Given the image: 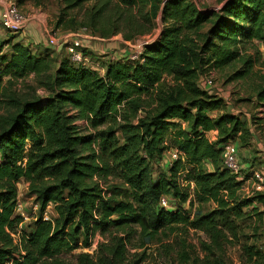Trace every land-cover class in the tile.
<instances>
[{"label": "trees", "instance_id": "16d2710c", "mask_svg": "<svg viewBox=\"0 0 264 264\" xmlns=\"http://www.w3.org/2000/svg\"><path fill=\"white\" fill-rule=\"evenodd\" d=\"M60 1L55 27L65 32L86 27L101 38L122 34L135 41L153 34L160 11L165 26L138 60L127 52L104 65L98 61L99 67L74 64L63 49L39 52L22 40H9L8 54L1 49L0 264H53L77 247L74 235L82 230L91 246L99 227L104 234L113 227L106 235L111 239L94 254L81 253L80 264H139L140 257L128 260L135 226L149 239L175 224L217 239L224 231L237 236L238 220L257 215L262 221L264 190L244 195V180L224 167L222 157L229 140L249 147L251 130L198 77L205 65L231 66L246 40L264 38V0H217L221 6L210 11L192 0ZM251 66L247 61L233 78H244ZM258 97L264 100V88ZM173 148L178 158L157 173ZM111 175L130 186L134 201L109 195ZM21 178L29 182L40 216L35 231L16 242L23 221L16 213ZM163 196L212 201L216 208L192 218L161 205ZM49 203L56 206L55 220H44Z\"/></svg>", "mask_w": 264, "mask_h": 264}, {"label": "rangeland", "instance_id": "374dc122", "mask_svg": "<svg viewBox=\"0 0 264 264\" xmlns=\"http://www.w3.org/2000/svg\"><path fill=\"white\" fill-rule=\"evenodd\" d=\"M8 1L16 2L22 12L30 17V25L41 23L42 28L43 26L55 27V22L62 8V1L60 0H0V7ZM157 1H162L161 5L165 2V0ZM192 1L201 10L210 11L221 6V3L217 0ZM159 14L160 16L155 19V28L152 36H146L150 39H155L163 30V26H165L161 11ZM4 30L6 36L2 38L3 40H0V51L2 49L5 55V53L8 54L13 51L12 46L8 45L7 42L24 31L17 33ZM42 34H45V30H43ZM112 39L115 47H107V50L105 48L97 49L100 54L87 50L91 56L95 55L97 59H92L94 65H91L95 66L98 61H100V65H104V62L112 57L127 55V52L133 50L137 40H124L122 34L115 35ZM247 61L252 63L248 74L244 78H233L235 71L246 68ZM200 73L198 77L200 86L207 87L206 89L210 87L211 91L219 95H225L230 103L229 105L227 102L229 105L227 110L240 116L246 127L252 129L251 139H249L250 145H248L250 147L240 148L238 143V157L242 167L246 166V168L242 169L243 174H249L248 178L254 181L255 184L253 186L255 190H258L256 188L258 183L253 178L252 171H261L264 174V100H260L258 97V92L264 88V38L262 40L252 39L243 42L240 45V56L231 66L218 70L205 65ZM206 79H212V86L206 85ZM39 93L43 96L46 94L42 90ZM169 139L170 137L167 138L168 141H170ZM173 149L175 150V148ZM173 149H170L160 164L156 165L157 173L168 171L170 164L173 163ZM107 182L109 195H113L115 200L134 201L133 191L130 186L125 184L119 177L111 175L108 177ZM246 182L244 187L248 188L245 189L243 187V193L251 196L254 191ZM184 184L187 185L188 183L185 181ZM17 185L16 213L22 217L23 221L18 227V232L13 236L16 242H19L20 236L23 234L29 235L35 231L40 211L35 195L30 192L27 179L21 178ZM109 185L110 187H108ZM260 185L261 189L259 190H263L264 185ZM193 186V183H191L190 191H193ZM169 199V210L178 211L183 209L188 211L192 218L196 212H208L216 208V204L212 201L201 203L193 200V204H190V202L182 203L179 199L172 200L170 196ZM134 203L139 206L138 201ZM255 205L258 206L257 203ZM247 210L249 211L250 209L247 208ZM43 216L44 220H55L58 217L54 203H49ZM114 218L117 219V216H114ZM237 225V236L230 233L228 235V232L224 231L221 235L218 234L217 239H214L206 231L194 229L184 224L165 227L159 230L158 233L153 234L149 239L147 236L149 232L143 233L140 226H135V232L130 236V239H127L128 260L133 262L134 259L140 257L143 260L139 264H264V218L259 221L257 215L248 216L245 219L238 220ZM111 229L104 234L99 227L94 236L88 240V242L92 243L88 247L85 245L86 232L82 230L80 234L74 235V228L69 227L67 231L78 238L77 247L69 252L60 254L58 262L51 260L50 263L80 264L79 255L81 253L94 254L101 242L111 239L110 236H106L110 234ZM134 253L137 255L133 258Z\"/></svg>", "mask_w": 264, "mask_h": 264}, {"label": "built area", "instance_id": "2783aa9c", "mask_svg": "<svg viewBox=\"0 0 264 264\" xmlns=\"http://www.w3.org/2000/svg\"><path fill=\"white\" fill-rule=\"evenodd\" d=\"M0 10L1 24L4 29L17 33L23 32L27 29L30 17L22 12L16 2L8 1L3 3ZM44 30L47 45L49 47H61V50L63 49L65 55L72 63L82 65L84 67L93 64L92 59L85 52V40L98 38V36L94 35L90 29L81 27L76 31L65 32L56 27H44ZM150 35L152 36V34H148V36ZM146 36L140 37L135 41L133 50L128 54L131 61L138 60L145 46L153 41L154 38L150 39ZM116 58H119V56L112 57V59ZM205 83L208 86H212V79H206ZM178 156V151L176 149L173 150L172 160L175 161ZM222 157L224 167L232 173L237 174L240 178L243 172L242 164L238 157V144L236 141L229 140L223 145ZM252 175L258 183L256 188L258 190L261 189L260 184L264 181V175L260 171L255 170L252 171ZM161 205L165 207L169 206V198L167 196H163L161 198Z\"/></svg>", "mask_w": 264, "mask_h": 264}, {"label": "crops", "instance_id": "0c3cea01", "mask_svg": "<svg viewBox=\"0 0 264 264\" xmlns=\"http://www.w3.org/2000/svg\"><path fill=\"white\" fill-rule=\"evenodd\" d=\"M0 12H1V10H0ZM43 30H44V26L42 28L41 23H34L31 25L29 23L27 29L23 33H20L18 36H16L15 40L12 39V43H13V41H16V40H22L25 45H30L31 47L35 48L39 52H43L44 50H46V48H52L53 49L52 51H54V49H55L57 52H60L61 47H49L47 45L45 34L44 35L42 34ZM4 33H5V30L3 29L2 25H1V18H0V40H3L2 38H4L6 36ZM112 37H114V36H112ZM112 37H110V38L98 37V38L87 39V40H85V49L88 50L89 52H94L96 54H100V52L97 51V49H104L105 48V50H107V47L110 48L111 46H114L113 45L114 42H112L113 41ZM99 41H103V42H99ZM7 43H8V45H11V43L9 41ZM122 56L123 55L119 56V58ZM220 96H222L226 100V102H228V104L230 105V103L227 100V97L225 95L221 94ZM229 105H228V108H229ZM250 130L252 131V129H250ZM215 134H216V131H210L207 133V136L211 140H214V139H216ZM244 168H246V166ZM248 175L249 174H243L242 173L240 179L245 180L244 183L247 181L246 183L253 190H255V188L253 186V184H255V183L251 178H248L249 177ZM263 185H264V181L262 182V186ZM244 188L247 189L248 187H244ZM263 190H264V187H263Z\"/></svg>", "mask_w": 264, "mask_h": 264}]
</instances>
